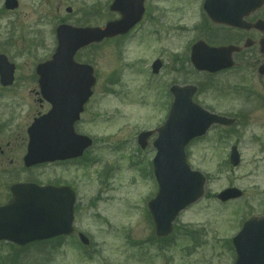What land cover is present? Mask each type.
<instances>
[{
	"label": "rangeland",
	"instance_id": "374dc122",
	"mask_svg": "<svg viewBox=\"0 0 264 264\" xmlns=\"http://www.w3.org/2000/svg\"><path fill=\"white\" fill-rule=\"evenodd\" d=\"M4 1L0 53L17 68L14 84L9 89L0 85V140H11L14 159L13 172L0 170V201L10 184L28 180L70 185L77 201L73 235L25 247L2 241L0 264H45L51 253L47 264H234V248L227 240L245 215L264 213V77L257 72V44L236 56L234 68L208 77L191 64L192 44L199 39L212 42V36L230 40L233 33L214 24L202 29L204 0H148L145 17L134 31L78 53L97 77L92 102L76 126L94 139L93 146L75 162L26 168L27 127L43 110L35 95V67L53 53L60 19L104 26L117 15L109 10L112 0H19L13 11ZM263 17L264 6L253 14V19ZM248 36L260 38L250 32L233 43L242 46ZM155 58L163 60L158 77L151 68ZM174 83H201L195 100L213 112L236 116L237 122L213 126L186 147L189 165L207 176L205 194L179 215L171 235L161 241L147 207L158 190L152 163L157 135L145 149L137 136L164 123ZM225 84L240 93L220 94L219 85ZM215 85L217 89L211 88ZM234 144L242 157L238 167L229 163ZM228 187L240 188L243 197L222 203L216 195ZM78 232L90 238L89 246L79 241Z\"/></svg>",
	"mask_w": 264,
	"mask_h": 264
},
{
	"label": "water",
	"instance_id": "95a60500",
	"mask_svg": "<svg viewBox=\"0 0 264 264\" xmlns=\"http://www.w3.org/2000/svg\"><path fill=\"white\" fill-rule=\"evenodd\" d=\"M143 2L115 0L111 8L120 10L123 17L108 23L105 29L69 26L58 29L59 46L53 60L40 64L37 69L41 88L53 107L49 113L37 118L28 130L27 166L80 156L92 144L90 138L74 131V122L91 96L96 78L91 66L74 61L75 52L93 41L126 33L141 19ZM260 4L259 0H207L205 8L214 21L245 27L243 16ZM6 5L13 9L18 4L16 0H7ZM256 26L264 29V21H259ZM262 45L264 50V40ZM238 50L233 45L210 47L200 41L193 46L192 61L198 69L214 72L230 67L233 64L232 54ZM159 67L160 61L155 62L154 70L158 71ZM14 70V65L0 56V74L4 85L13 82ZM260 70L264 73V65ZM172 91L175 102L155 142L159 150L154 161L155 174L160 191L149 203L159 235H167L177 214L197 200L204 190L205 177L187 164L185 146L191 139L204 135L213 123L232 122L194 103L195 86H174ZM148 136L149 132L140 135L143 146ZM231 160L234 165L239 163L236 147ZM11 189L12 200L0 207V239L23 245L73 232L76 195L70 187L17 183ZM239 195L237 190L229 189L219 197L226 200ZM80 237L84 243L89 242L83 234ZM235 243L238 249L236 264H264V217L247 222Z\"/></svg>",
	"mask_w": 264,
	"mask_h": 264
},
{
	"label": "flooded vegetation",
	"instance_id": "af4514ba",
	"mask_svg": "<svg viewBox=\"0 0 264 264\" xmlns=\"http://www.w3.org/2000/svg\"><path fill=\"white\" fill-rule=\"evenodd\" d=\"M67 8H66V11L68 12ZM250 19H248V20L252 21ZM60 20H61V22L65 21V19H60ZM233 30L237 31V29H234V28H233ZM242 32H243V34H245L244 31H242ZM251 32H253V33L256 32V33H258V35H260L262 37V33L260 31H258V30L253 29V30H251ZM255 45H256V43L253 44L252 47H254ZM257 47H258V50H259V52L261 54L260 58L256 59V65L258 66L261 63H264V52H261L259 44H257ZM256 65H254L253 68H255ZM158 74H156L155 76H157ZM35 95L38 96V101H39L40 107L43 109L40 112L48 111L50 109V104L46 100H43L41 98V95L39 94V92L35 91ZM91 102H92V98H90L88 103L85 105V110H84V113L82 114V116H84L86 114ZM38 113L39 112H37V114ZM79 122L76 123V125L79 124ZM10 147H11V140H7L6 142L3 139L0 140V170L2 169V171L7 173V175H9L11 172H13V170H11V169H13V164H14V159H13L12 154H11L12 149ZM67 162H74V161L71 160V161H67ZM4 166H7V167L3 168ZM3 197L4 198L0 201V205L5 204L11 198L10 189L8 187H7Z\"/></svg>",
	"mask_w": 264,
	"mask_h": 264
}]
</instances>
